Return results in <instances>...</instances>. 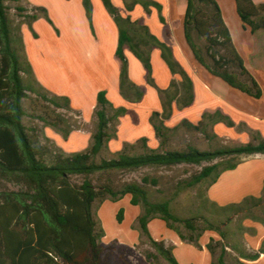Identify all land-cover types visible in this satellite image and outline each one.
<instances>
[{"label": "trees", "instance_id": "1", "mask_svg": "<svg viewBox=\"0 0 264 264\" xmlns=\"http://www.w3.org/2000/svg\"><path fill=\"white\" fill-rule=\"evenodd\" d=\"M6 1L0 0V264H111L109 256L105 254V249L100 244L105 232L98 231L93 207L97 200L111 197V200L116 203L128 195L131 196L132 206L143 208L139 217L141 236L148 240L155 250V253L147 254L146 263L143 264H158L160 257L167 264H180L172 247H166L164 242L153 239L149 231V223L159 218L183 241L201 248L199 244L201 236L195 237L192 234L198 231L196 218L177 217L173 214L169 202H152L148 191L143 186L127 184L121 191L116 192L110 179L97 188L91 176L97 173L109 174L113 171H136L148 167L183 164L200 166L222 156H229L230 163L222 161L202 168V171L195 175L187 186L201 185L209 179H211V184H214L223 172L235 169L242 162L240 157L264 154V140L256 137L257 144L251 143L239 148L216 152H201L194 148H188L182 152L168 150L171 138L179 130L178 128L173 131L169 130L163 122L170 117L171 101L175 98L173 96L179 92L177 91L178 86L173 83L175 91L171 94L166 92L168 100H171L166 103L169 106L166 113L170 112L165 114L160 121H158V114L153 117L155 131L160 139V148L163 153L157 154L149 150L146 145L147 141L143 140L141 150L144 154L142 155L133 154L136 149L133 146H127L122 153L118 154L117 159L102 158L100 162L97 161L107 148L108 141L114 136L110 131L115 116L117 118L126 113L125 110L120 109L116 111L115 116H110L108 113L110 104L105 92H100L98 95L95 111L97 130L92 137L89 149L71 156L55 152L50 146L41 143L35 128H28L24 123L26 112L23 103L29 93H39L35 86L31 85L35 82L32 67L24 60L25 47L21 26L17 29L12 27ZM187 1L185 18L187 41L192 45L191 30L194 28L208 43L206 54L211 59L212 65H206L203 57L197 56V50L192 46L196 59L231 88L259 99L261 97L259 86L244 67L216 1ZM103 2L119 28L117 58L122 64L121 93L131 101H140L143 91L129 79L125 50H131L144 64L149 82L153 86L154 83L150 78L151 50L155 46L159 47L174 72L176 71L175 62L172 57H168L172 56V53L166 45L153 37L146 27L141 26L140 22H133L129 17L123 18L112 0H103ZM235 5L244 29L249 28L253 35L256 34L257 27L253 18L261 12L260 8L264 11V6L256 7L252 0H235ZM134 6L135 4L127 5L128 11H132ZM200 6L205 7L206 11ZM85 7L90 19L91 9L87 0H85ZM207 9H210V12ZM17 11L25 14L24 18L28 20L26 23L28 25H32L40 18H45L50 22L47 11L43 8H33V12L29 14L27 9L19 6ZM222 50L225 51V55ZM231 66L237 67L241 76H248L251 81L250 85L239 82L237 76L229 71ZM183 78L185 83L182 85L183 96L180 102L183 107H187L191 106L194 101V92L191 81L186 75ZM42 91L45 94L43 89ZM42 98L56 108L73 111L70 100L66 97L52 96L50 98L42 95ZM44 122L49 123L46 119ZM227 123L232 125L229 120ZM183 126L194 132L202 133L210 139L205 121L198 126L188 123H184ZM236 156L240 160L234 162ZM75 177L82 178V181H73ZM150 181L157 186L158 182L155 179L145 178L143 183L147 185ZM210 207L218 213L213 218L222 226L231 224L234 218L241 222L251 219L264 225V192L262 197L246 198L240 204L228 207L212 204ZM124 214L125 210L120 209L116 217L118 224L123 223ZM172 222L183 224L192 235L184 236L180 230L173 227ZM206 228V231L218 232L222 238V241L210 239L207 247L211 256L214 258L219 251L218 264H227L225 262L227 246L224 243L227 235L221 231L219 225L215 226L211 222ZM241 230H243L242 226ZM116 244H119L118 240H115L109 248H114ZM261 254H264V244L257 254L248 255V258L256 261Z\"/></svg>", "mask_w": 264, "mask_h": 264}, {"label": "crops", "instance_id": "2", "mask_svg": "<svg viewBox=\"0 0 264 264\" xmlns=\"http://www.w3.org/2000/svg\"><path fill=\"white\" fill-rule=\"evenodd\" d=\"M16 1L20 7L27 9L29 14H31V9L36 7L45 9L50 20L49 22L45 18H40L32 25L23 24L21 27L25 52L31 61L33 57L30 53L32 50L30 44L33 40L41 42L46 38L45 46L42 45L39 48L40 52L56 51L55 58L61 62V70L58 71L57 68L54 73V70L46 64V56H43L45 59L40 57L44 61L39 62L41 72H37L36 65L33 66L36 77L39 74L43 75L48 85L50 82H57L61 87L62 83L70 84V89L55 88L56 93L60 97L69 98L71 108L80 112L86 122L94 117L100 92L107 93L110 116H115L116 111L120 109L126 111L117 118L115 116L111 125L110 132L114 136L108 141L106 147L112 155L122 153L127 146H133L136 150L142 149L143 140L147 141L146 145L149 150L163 153L160 148V139L155 131L153 117L158 114V121H160L170 111V117L163 120L164 126L172 131L178 128L176 134L182 130L192 131L183 126L184 123L198 126L205 121L210 138L208 140L218 141L224 146L230 147L234 141L242 144H257L256 137L264 140V58L260 55L262 50L260 36L264 34L262 33L264 11L259 12L258 16L253 18L257 27L256 34L253 35L249 28L244 29L238 13L236 16L235 1L215 0L244 67L259 86L261 97L256 99L246 93L232 90L221 78L213 75L206 66L203 67L195 61L192 46L200 51L194 43L195 35L191 33L192 45H190L185 34L187 0H144L153 5L149 10L147 8L149 14L139 6H134L129 12L127 5L134 4L133 0H112L123 18L129 17L133 22H140L141 26L146 27L153 37L166 45L172 53V56L168 57H172L175 62L176 71L173 72L163 56V51L157 46L151 50L150 78L155 89L147 82L149 78L144 64L131 50L126 49L129 79L137 87L144 88V90L140 88L143 91L142 99L131 101L121 93L122 64L117 58L119 28L103 0H87L91 9L90 19L85 0ZM252 1L256 7L264 6V0ZM205 58L203 57L204 63L211 66L212 63H208ZM184 75L191 81L194 92V101L191 106L187 107H183L180 102L183 96L182 85L185 83ZM235 75L239 82L250 85L251 81L248 76H241L240 73ZM173 83L178 86L177 91L179 92L173 96L175 98L171 101L168 100L166 92L171 94L175 91ZM170 101L171 108L166 113L169 109L166 103ZM227 120L232 123L231 126L228 125ZM78 133L81 135L73 132L67 141H63L62 146L70 145L72 150L84 146L90 147V134L86 135L81 131ZM199 134L205 137L202 133ZM188 148L194 147L190 145L186 149ZM230 149L235 148L230 147ZM241 161L235 169L223 172L214 184L210 183L207 186L205 198L208 206L215 204L219 207H226L240 204L246 198L262 197L264 154L243 157ZM245 224L257 226L258 230L254 231L250 240L245 242L249 250L239 253L242 258L239 264H264V254H261L256 261L248 258V255L257 254L264 244V237L260 238L264 225L251 220H247ZM148 227L154 240L162 241L166 247L173 248V253L180 264L213 263V257L207 246L209 239L217 240L214 235L211 238L202 236L199 240L201 248H197L183 241L178 235H173L161 219L153 220ZM139 240V235L130 236L127 233L121 241H118L120 244L134 247L139 244ZM229 247L227 246L226 250ZM158 264L167 263L163 261Z\"/></svg>", "mask_w": 264, "mask_h": 264}, {"label": "rangeland", "instance_id": "3", "mask_svg": "<svg viewBox=\"0 0 264 264\" xmlns=\"http://www.w3.org/2000/svg\"><path fill=\"white\" fill-rule=\"evenodd\" d=\"M230 1L234 2L235 0H230ZM132 2H134L135 7L139 6L140 8H143V10L147 12V14H149L147 8L149 10V8L153 6L152 4H149L144 0H133ZM6 5L9 8L10 19H11L12 27L14 29H17L19 26L22 27L23 24L28 23L27 22L28 20L24 18L25 14H20L17 11V7L20 6L19 3H17V1L7 0ZM126 5L127 4H125V6ZM198 6L199 5L197 4V7ZM200 7L203 8L204 11H206L205 7L203 6ZM155 8L159 9L158 6H155ZM207 11L210 12V9H207ZM260 11L263 12V8H260ZM30 12L32 13L33 9H31ZM235 13L237 16L236 11ZM191 33L192 35L193 34L195 35L194 43L197 45V47L200 50L197 51L196 55L197 56L202 55V57H206L205 59L208 63H212L211 59H209V57L206 56L208 43L206 42L205 38L201 37L194 28H192ZM262 33H264V30ZM43 41L44 40H42L41 42L33 40L32 43L30 44V48H32V50H30V53L33 57V60L31 61L29 55L26 54V52H25L24 60L31 65L32 70H33V66L36 65L35 69L38 70L37 72H41L42 68L40 67L39 62L43 63L44 62L43 59H45L43 58V56H46V64L48 65V67H51L54 70V73L57 68L58 71H60L61 62L55 58L56 51L51 50V52L49 53H46L45 51L43 53L40 52L39 48H41L42 45L45 46L46 38L45 41L44 42ZM260 44L262 47L260 55L264 58V34L260 36ZM222 53L225 55L224 50H222ZM40 57H42L43 59H41ZM195 61L199 62V60L197 59ZM200 64L204 67L202 63ZM229 71L239 75V70L237 67L231 66ZM35 73L36 72H34L33 70L35 82H32L31 85L35 86L39 94L29 93L28 98L23 103L26 112V117L24 118L25 125L28 128H35L40 137L41 143L50 146L55 152H60L67 156L85 152L86 150L89 149V147L84 146L82 148H75L72 150V146L68 144L69 146L65 147L62 146V143L63 141L68 140L69 138L68 135H71L73 132L76 133L77 135H81L78 133L79 131H81V133H86V135L87 133L90 134L91 137L90 146H91L92 137L97 130V117L95 115V111L97 107L94 111V117L92 118L91 121L88 122L84 121L82 114L80 112L74 110L68 111V110L56 108V106H54L53 104L45 101L42 98V95L44 96L47 95L50 98L52 96L60 97L59 95H57L56 89H60V88L70 89L71 85L62 83V87H61L57 82L54 83L50 82V85H48V83L46 84V80L43 75L41 76V74H39V76L37 75L38 77L37 78ZM147 82L150 86L154 87L148 81V79ZM140 88L144 90L143 87ZM41 89L44 90L45 94L43 93V91L41 92ZM232 90H237V89L232 88ZM60 103L62 105V102ZM44 119H46L49 123H45ZM55 125H57V127H55ZM248 144L251 143L242 144L234 141L232 146L230 147L239 148L242 146H246ZM190 145L201 152H216V151H223L226 149H230L229 146H224L218 141L208 140L207 138L201 136L199 133H196L194 131H187V130L179 131L176 135H174L171 138V142L169 143V147L167 149L171 151L182 152L185 151L186 148ZM155 152L157 154L160 153L157 151ZM143 153L144 151H141V148H139L133 154L141 155ZM102 158L107 160H112V159H117L118 155H112L110 150L108 148H105L104 151L101 153V155L98 157L97 161L100 162ZM240 158L242 159L243 157ZM240 158L236 156L234 162H237L238 160H240ZM229 159H231L229 156H222L213 162H205L200 166L183 164V165H175L169 167L166 166L148 167L136 171H129V170L113 171L110 172L109 174H104V175L97 173L91 176V178L94 181L97 188H100L101 185H103L108 179H110L113 184L112 187L115 189L116 192L121 191L124 188V186L127 184H138L140 186H143L148 191L149 197L152 202L155 203L169 202L173 214H175L177 217H180L182 219L196 218V227L198 228V231L196 233H192L193 236L195 237L206 236L208 238H211L212 235H214L215 237H217L216 241H222L221 240L222 238L218 232L205 230L207 229L206 227L209 222H211L215 226L219 225L221 231L224 232L225 235H227V240L224 242L225 245L230 246L229 249L226 250L227 252L225 256V262L227 264H239V260L242 259L239 253L243 251L246 252L247 250H249L248 245L245 244V242L250 240L254 231L257 232L258 230L257 226H250V225L247 226L245 224L247 220H251V219H245L241 222L239 219L234 218L233 222L226 226H222L220 222L214 220L213 217L218 215V213L216 212V210L210 207V205L208 206L205 198V189L211 183V179L204 181L201 185H197L194 187L187 186V184L192 180V178L202 171V168L222 161L224 163H228ZM145 178L155 179L158 182L157 186H154L153 183H151V181L147 185L144 184L143 180ZM73 181L81 182L82 178L75 177L73 178ZM11 188L13 189L14 187ZM130 201H131L130 195L122 197V199L116 203H114L111 200V197H106L105 200H101V199L97 200L93 207V214L97 222L98 231L101 232L103 230L105 232V236L100 240V244L104 247L105 254L109 256V260L111 264H143L146 263V256L148 253L151 252L155 253L152 244L148 240H146L143 236H141L139 217L143 212V208L141 206H137L138 208L133 207ZM120 209L125 210L124 221L122 224H118L116 218ZM153 220H151L150 222H152ZM224 220L225 218L223 219V221ZM171 224L175 229L180 230V232L184 236L189 237L190 235H192L191 232H189L183 226V224L173 223V222ZM241 226L243 227V230H241ZM253 228H255L256 230L255 229L250 230ZM171 232L173 235L177 236V233L174 230H171ZM127 233L130 236L139 235L140 236L139 244L133 247V246L120 244L119 242V244H116L114 248L112 249L109 248L115 240L121 241L123 237L126 236ZM263 237H264V231L260 235V238ZM209 243H210V239H209ZM219 254L220 252L218 251L217 255L213 258L214 264H218ZM163 261L164 260L160 257L159 262L162 263ZM249 262L252 263V261Z\"/></svg>", "mask_w": 264, "mask_h": 264}]
</instances>
